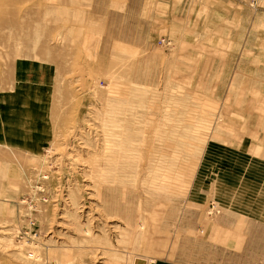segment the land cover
I'll use <instances>...</instances> for the list:
<instances>
[{"label": "rangeland", "instance_id": "obj_1", "mask_svg": "<svg viewBox=\"0 0 264 264\" xmlns=\"http://www.w3.org/2000/svg\"><path fill=\"white\" fill-rule=\"evenodd\" d=\"M142 261L264 264V0H0V264Z\"/></svg>", "mask_w": 264, "mask_h": 264}, {"label": "water", "instance_id": "obj_2", "mask_svg": "<svg viewBox=\"0 0 264 264\" xmlns=\"http://www.w3.org/2000/svg\"><path fill=\"white\" fill-rule=\"evenodd\" d=\"M139 263H140V264H146V263H145V262H143V261H142V262H139Z\"/></svg>", "mask_w": 264, "mask_h": 264}, {"label": "bare ground", "instance_id": "obj_3", "mask_svg": "<svg viewBox=\"0 0 264 264\" xmlns=\"http://www.w3.org/2000/svg\"><path fill=\"white\" fill-rule=\"evenodd\" d=\"M136 260V259H135ZM147 264V263H146Z\"/></svg>", "mask_w": 264, "mask_h": 264}]
</instances>
